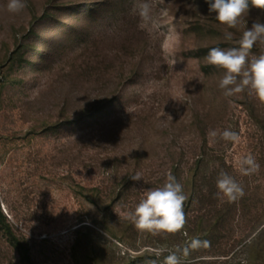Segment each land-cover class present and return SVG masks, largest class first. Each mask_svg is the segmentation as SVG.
Here are the masks:
<instances>
[{
	"label": "rangeland",
	"instance_id": "rangeland-1",
	"mask_svg": "<svg viewBox=\"0 0 264 264\" xmlns=\"http://www.w3.org/2000/svg\"><path fill=\"white\" fill-rule=\"evenodd\" d=\"M24 2L11 13L0 0V209L31 260L0 230V264H264V139L243 93L218 88L223 70L203 69L210 46H237L264 10L226 29L205 0ZM224 129L239 139L209 136ZM203 154L198 187L224 171L243 195L193 202L191 232L137 230L126 216L144 190ZM249 154L259 170L244 175Z\"/></svg>",
	"mask_w": 264,
	"mask_h": 264
},
{
	"label": "clouds",
	"instance_id": "clouds-1",
	"mask_svg": "<svg viewBox=\"0 0 264 264\" xmlns=\"http://www.w3.org/2000/svg\"><path fill=\"white\" fill-rule=\"evenodd\" d=\"M209 13H215V19L226 29H236L247 17L250 6L264 10V0H205ZM26 8L24 0H8L7 9L11 13H20ZM140 16L150 20V7L147 3L140 5ZM224 38L233 39V33L226 31ZM259 43L264 45V23L255 20L250 28L243 31L237 46L221 48L212 47L204 57L207 65L223 70L219 78L218 88L225 97L248 92L260 102H264V48L259 55L252 54V49ZM209 136H219L225 141H237L238 134L230 129L223 131L210 130ZM240 170L244 175H250L259 170L254 157L249 154L240 161ZM134 181L143 179L140 173L131 177ZM217 195H223L229 200H235L243 195V188L228 173L221 171L216 180ZM187 196L183 185L176 177L168 174L162 186L147 188L134 210L127 213L126 218L137 230L159 233H175L186 223L184 203ZM164 264H179V258L170 254L164 259Z\"/></svg>",
	"mask_w": 264,
	"mask_h": 264
},
{
	"label": "trees",
	"instance_id": "trees-1",
	"mask_svg": "<svg viewBox=\"0 0 264 264\" xmlns=\"http://www.w3.org/2000/svg\"><path fill=\"white\" fill-rule=\"evenodd\" d=\"M219 47L223 46V44L219 43L214 46H210L208 49H211L212 47ZM253 52L256 53V55L260 54V51L262 47L258 46L253 48ZM211 65H209L207 68L203 67L204 70H208V68ZM214 67V66H211ZM216 68V67H215ZM116 97V96H114ZM242 103L245 105V109H247L248 115L253 119L254 123L258 127V129L261 132V137L264 139V102H260L258 99H256L253 95L249 94L247 91L243 93V99L241 100ZM99 109V108H96ZM95 109V110H96ZM203 135V134H202ZM203 143L205 144V134L203 135ZM208 159L204 158L203 155H198L193 162L187 167V169H183L179 163H175L171 167V171L169 174H172L176 177L177 181L183 185L184 193L187 196V200L184 203V211L186 216V223L184 224L183 228L180 229L178 232L182 233V231H193L194 228L199 226V220H190L189 218V212L188 208L193 202H203L205 197H213L215 200H208L213 206H218L217 200L221 195H217L218 189L214 185H206V188H200L198 187V181L199 178L205 179L207 177L208 172L207 169L210 167L207 165ZM216 169L213 166V170L210 172L214 174L216 173ZM209 172V173H210ZM237 181V180H236ZM240 184V183H239ZM220 205V204H219ZM217 212V222L219 223L220 215L223 213L221 212V209H215ZM264 215V214H262ZM199 222V223H198ZM218 223H215L214 225H210L209 227L212 229H216L218 227ZM192 224V226H191ZM212 229V230H213ZM0 230L2 231V235L4 237V240L6 241L7 245L11 247L13 250L16 251V253L19 256V261L22 262H30L31 257L27 248V245L25 242H23L12 230L10 227L5 215L2 213L0 209ZM98 264H104L100 257H98L97 260ZM123 264V263H122Z\"/></svg>",
	"mask_w": 264,
	"mask_h": 264
}]
</instances>
